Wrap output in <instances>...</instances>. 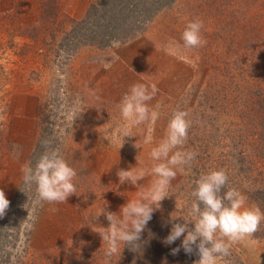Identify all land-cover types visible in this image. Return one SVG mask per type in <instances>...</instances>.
Listing matches in <instances>:
<instances>
[{
	"label": "rangeland",
	"instance_id": "obj_1",
	"mask_svg": "<svg viewBox=\"0 0 264 264\" xmlns=\"http://www.w3.org/2000/svg\"><path fill=\"white\" fill-rule=\"evenodd\" d=\"M100 1L0 0V190L11 205L44 128L57 131L62 154L78 174L76 195L67 203L46 204L35 219L27 212L18 240L0 252V264H125L123 245L105 256L97 231L109 222L96 217L104 208L119 213L140 198L138 187L120 183L118 170L143 169L138 184L150 186L149 153L177 109L191 122L179 150L196 158L177 169L170 197L153 215L188 219L189 187L211 170H224L246 206L264 212L256 197L264 172V0H176L119 47L84 46L66 58L61 38ZM197 18L207 43L184 49L181 33ZM135 83L156 86L148 104L159 105L160 116L154 124L130 127L123 140L117 105ZM77 102L82 113L72 124ZM192 255L186 264L199 259ZM228 259L264 264V221L254 237L230 246Z\"/></svg>",
	"mask_w": 264,
	"mask_h": 264
},
{
	"label": "clouds",
	"instance_id": "obj_2",
	"mask_svg": "<svg viewBox=\"0 0 264 264\" xmlns=\"http://www.w3.org/2000/svg\"><path fill=\"white\" fill-rule=\"evenodd\" d=\"M202 28L203 21L198 18L188 22L181 33V46L189 50L205 46L207 41L201 35ZM112 46L119 47V43L113 41ZM104 67L107 69L110 64H104ZM157 91L155 85H151L149 89L144 83H135L124 93L117 105L124 122L120 128L123 140L129 137L130 127L154 124L159 119V105L150 108L148 104ZM71 113L73 124L82 113L79 102L74 104ZM187 115V112L180 109L173 111L164 138L151 149L149 155L154 164L150 172L155 178L148 188L138 184L144 179L145 170L134 167L117 171L121 184L127 182L138 187L140 198L127 201L121 206L119 213H112L104 208L96 217L104 215L109 222L108 227L99 226L97 231L102 244L107 246L106 257L110 258L121 251V245L123 249L127 247L130 251L141 247V233L152 219L153 213L160 208L161 201L170 197L167 189L176 179L177 169L189 167L196 158L194 152L179 150L186 143L191 127ZM151 140L149 135L144 142L150 143ZM44 144L45 150L35 163L28 161L21 168L23 187L19 190L28 198L24 205L28 212L27 218L35 219L37 209L46 204L67 203L69 197L77 192L74 182L77 171L68 164L60 148L49 147L47 141ZM18 149V145L13 146V157L16 159L19 158ZM190 198L186 211L188 219L181 217L182 223L172 220L170 234L163 243L171 245L183 236L180 247L172 249V254H177L181 248L185 254L195 253L199 259L194 264H218L220 261L230 264L225 259L230 255V246L254 237L264 221V212L259 208L247 207L246 197L229 186V178L224 170H211L201 174L194 181ZM9 205L10 201L0 190V217L5 215ZM51 210L57 211L56 208Z\"/></svg>",
	"mask_w": 264,
	"mask_h": 264
},
{
	"label": "trees",
	"instance_id": "obj_3",
	"mask_svg": "<svg viewBox=\"0 0 264 264\" xmlns=\"http://www.w3.org/2000/svg\"><path fill=\"white\" fill-rule=\"evenodd\" d=\"M176 0H101L98 5H93L87 11L85 17L74 22L71 29L66 32L58 45L59 50L71 58L81 47L95 46L105 48L112 45L113 41L124 43L143 32L148 24L164 8L171 6ZM52 148L61 147V138L57 131L43 129L31 154V161L35 160L45 150L44 142ZM259 187L256 190V197L264 205V172ZM198 179V178H196ZM194 179L189 187V192L194 187ZM230 186V185H229ZM15 193L13 202L0 220V252L4 253L13 241L18 240L19 230L22 222L26 220L27 210L24 205L27 203V196L19 189ZM29 202V206H30ZM12 218L8 228L7 221ZM176 223L183 221L170 216L152 215V219L141 233V247L130 251L127 247L123 249L125 264H186L188 258L194 255L185 254L183 249L173 255L172 249L181 245L183 236L171 245L163 243L170 234L172 220ZM226 257L225 259L230 261ZM3 256L0 254V262ZM234 261H232V264Z\"/></svg>",
	"mask_w": 264,
	"mask_h": 264
}]
</instances>
